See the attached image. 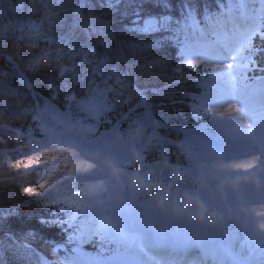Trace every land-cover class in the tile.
Instances as JSON below:
<instances>
[{"label":"trees","instance_id":"trees-1","mask_svg":"<svg viewBox=\"0 0 264 264\" xmlns=\"http://www.w3.org/2000/svg\"><path fill=\"white\" fill-rule=\"evenodd\" d=\"M17 2H33L36 6L48 5L51 0H16ZM60 1V0H58ZM83 2V6L75 13L71 10L65 16L75 21L69 25L77 29V22H84L90 34L93 33L95 20L101 24L110 47H113L111 59L118 61L119 66L130 70L137 89L144 93L146 106L152 112L155 122L156 137L170 143L176 140V128L195 127L196 122L192 105V95L197 91L196 84L204 79L200 69L180 63L175 55L178 50L174 42L157 46L152 45L154 36L144 35V38H134L125 32L130 23L129 14L133 8L141 10V14L157 15L165 13L173 24L179 25L182 7L187 2H196L197 16L216 13L218 6L227 5L235 0H114L115 8L105 9L103 0H70ZM5 0L0 6L10 4ZM113 2V1H112ZM262 2V1H261ZM62 4H65L61 0ZM114 4V3H113ZM131 8V9H130ZM164 9H168L163 11ZM134 21V19H132ZM126 25V26H125ZM176 29L174 30V32ZM80 34V33H78ZM122 34L127 37L123 38ZM146 39V40H144ZM148 43V47H147ZM255 66L252 74L262 77L264 72V38L255 41ZM40 45L17 40L0 39V237L3 238L6 250L5 264H34L31 252L17 249L14 253V240L23 241L34 246L25 233H33V239L54 240L59 231L49 226L45 218L46 212L41 210L40 200L32 198L36 186L32 172L21 173L8 166L7 162L15 156V149L21 148L27 132L32 131L28 117L22 113L24 92V75L34 89L41 95L48 96L52 91L51 84L55 82V67H33L38 57ZM32 66V68H31ZM24 73V75H23ZM72 73L76 76V71ZM73 76L72 78H74ZM77 77V76H76ZM82 79V77H81ZM106 87V84H103ZM127 86L120 99H125L129 93ZM128 92V93H127ZM190 96V97H189ZM136 94L131 95L132 103L136 104ZM156 143L157 140L154 139ZM167 153L171 156L170 149ZM41 223H37V221ZM57 230V231H56ZM7 236H4V235ZM12 250V251H11ZM17 254V255H16Z\"/></svg>","mask_w":264,"mask_h":264},{"label":"rangeland","instance_id":"rangeland-1","mask_svg":"<svg viewBox=\"0 0 264 264\" xmlns=\"http://www.w3.org/2000/svg\"><path fill=\"white\" fill-rule=\"evenodd\" d=\"M231 65V64H230ZM228 73L230 74L228 81L226 83V86H234L239 79L235 77V73H238V69H235L232 65L228 66L227 68ZM223 108H227L225 109L228 112V124H227V132L231 133L232 131V126L234 124H238L239 121V116H238V111L236 110L235 105L231 104L230 102L225 103V105L223 106ZM238 112V113H237ZM264 114V111L261 113ZM258 121H263L264 122V116L260 117L257 119ZM236 127L233 128V132L235 131ZM245 131V126L243 124H241V130L240 132L237 134H241V132ZM39 153H37V155H35L36 157H38L39 159L43 160L44 162L49 158L52 161L55 159L53 156L52 157H47L46 154L48 153H43V150H38ZM53 151H51L52 153ZM45 156V157H42ZM64 161L67 163L69 169H71V174H69V176H67L68 178H70L71 182H73L74 184L78 183V178L80 176L83 175V173H87V171H89L87 169V166L85 165V162L82 158H73V157H69L68 155L64 154ZM56 159L53 161L55 162ZM52 162V163H53ZM247 162H240L239 165L244 166ZM235 167H239L238 163H234ZM60 168V167H57ZM56 168V169H57ZM223 169V168H222ZM224 170V169H223ZM104 174L105 171H103ZM57 176H59V174H57ZM174 176V175H173ZM176 180V178H174ZM243 182H245V180H243ZM239 190L240 193H242L243 191L247 190L244 189L241 184L239 185ZM89 187L86 188V190H88ZM135 188L132 187H126V185L123 186H116L112 185L110 187V192L106 191L104 189V186L101 190V192L98 194V192H94L93 188H90L89 193L93 196H97L99 199L98 201L95 203V205L90 207V202H89V198L87 199V193L79 188L77 190V192L75 194H70V197L68 198L66 205L68 207L71 206V212H75L78 208H80L84 214V221L86 222V224L88 226H92L94 227V229L97 231L96 233V237L100 234V232L102 231L99 239H97V242H100V239L102 237H104V232L107 229V225H108V220L105 218L106 215L103 214V210L107 208V200L109 202L108 207L110 208H118L120 209V204L121 203H126L125 200V196H121L122 192L130 190V191H135ZM102 193H105L107 195V199L104 200L103 198H101ZM100 195V196H99ZM109 195L111 196V198L109 199ZM91 196V197H93ZM171 196V195H170ZM169 196V197H170ZM166 199V197H164L163 195L159 196V199L154 202L155 203V207L149 212V216H151L157 223H158V229H160L159 232L163 233V236L165 238H178L182 233V231H187L189 234L192 233H196L195 231H201L203 229V221L199 218H197L196 216H192L189 214V210H186L185 207H183V209L181 210H176V208L174 210L170 209V199L168 200V198ZM215 198L212 197L211 200V206L215 207L216 203H215ZM213 207V208H214ZM213 208H211L210 210L213 211ZM89 209L93 210L95 213L99 212V216L98 217H89L87 215H89ZM242 212H245L248 210V208L246 207H242L241 208ZM259 210H261L259 208ZM177 212V213H175ZM174 214L175 217L177 218H173L171 216V214ZM87 214V215H86ZM94 214V213H93ZM183 214V215H182ZM79 218H81L79 216ZM83 219L81 221H83ZM174 221H179V223H174ZM115 238L119 240L118 235H115ZM115 239V240H116ZM114 240V241H115ZM121 244L124 245L127 242L125 241V239L123 240V238L120 240ZM116 245H118V242H114Z\"/></svg>","mask_w":264,"mask_h":264},{"label":"clouds","instance_id":"clouds-1","mask_svg":"<svg viewBox=\"0 0 264 264\" xmlns=\"http://www.w3.org/2000/svg\"><path fill=\"white\" fill-rule=\"evenodd\" d=\"M43 163H44V161L39 159L38 157L33 156V155H29V156L22 157L18 161H15L14 162V168L17 171L23 170L24 172H27L30 169H33L35 167H39ZM131 182L133 184L137 185V187L139 189H141V190H148L146 184L144 183V181L139 179L138 177H133ZM43 186H44L43 183L35 186L34 187V194H35L36 191H38ZM154 187H158V186H154ZM165 192H167V189H165ZM197 209H198V211H200L201 218H202L203 211H202V209H200L198 204H197Z\"/></svg>","mask_w":264,"mask_h":264},{"label":"snow or ice","instance_id":"snow-or-ice-1","mask_svg":"<svg viewBox=\"0 0 264 264\" xmlns=\"http://www.w3.org/2000/svg\"><path fill=\"white\" fill-rule=\"evenodd\" d=\"M197 19L198 20L200 19L199 15L197 16ZM147 34L155 35V33H147ZM229 66H231V65H229ZM37 223H41V221L38 220ZM89 243L90 242L86 241L85 244H84V247L85 248L88 247L89 246Z\"/></svg>","mask_w":264,"mask_h":264},{"label":"bare ground","instance_id":"bare-ground-1","mask_svg":"<svg viewBox=\"0 0 264 264\" xmlns=\"http://www.w3.org/2000/svg\"><path fill=\"white\" fill-rule=\"evenodd\" d=\"M126 26V25H125ZM124 28H127V27H124ZM122 37L125 38L127 37L126 35L122 34ZM209 246H212V245H209ZM212 249V248H211ZM209 251H212V250H209Z\"/></svg>","mask_w":264,"mask_h":264}]
</instances>
